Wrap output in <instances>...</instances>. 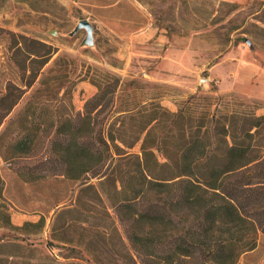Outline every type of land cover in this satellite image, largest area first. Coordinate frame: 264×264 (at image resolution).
I'll return each instance as SVG.
<instances>
[{
  "label": "rangeland",
  "instance_id": "rangeland-1",
  "mask_svg": "<svg viewBox=\"0 0 264 264\" xmlns=\"http://www.w3.org/2000/svg\"><path fill=\"white\" fill-rule=\"evenodd\" d=\"M80 20L90 42L84 29L72 34ZM244 65L257 73L242 79ZM104 75L118 80L116 106L153 100L175 112L194 96L210 111L264 115V96L252 93L264 89V0H0V179L12 226H0V264H141L111 184L42 165L47 121L80 114ZM24 116L40 122L37 138L7 158ZM236 264H264V234Z\"/></svg>",
  "mask_w": 264,
  "mask_h": 264
},
{
  "label": "trees",
  "instance_id": "trees-1",
  "mask_svg": "<svg viewBox=\"0 0 264 264\" xmlns=\"http://www.w3.org/2000/svg\"><path fill=\"white\" fill-rule=\"evenodd\" d=\"M117 84L104 75L80 114L47 121L45 171L111 184L141 264H236L264 234V115L221 104L210 111L212 101L194 96L175 112L153 100L116 106ZM19 122L7 158L29 154L39 133V121ZM0 226L12 227L1 179Z\"/></svg>",
  "mask_w": 264,
  "mask_h": 264
},
{
  "label": "crops",
  "instance_id": "crops-1",
  "mask_svg": "<svg viewBox=\"0 0 264 264\" xmlns=\"http://www.w3.org/2000/svg\"><path fill=\"white\" fill-rule=\"evenodd\" d=\"M238 71L244 80L257 73V69L253 65H244ZM252 93L257 96H264V89H254Z\"/></svg>",
  "mask_w": 264,
  "mask_h": 264
},
{
  "label": "water",
  "instance_id": "water-1",
  "mask_svg": "<svg viewBox=\"0 0 264 264\" xmlns=\"http://www.w3.org/2000/svg\"><path fill=\"white\" fill-rule=\"evenodd\" d=\"M80 29H84L85 30V32H86L85 40L87 42H90V40H91V33H92V27H91V25L86 20H80L77 23V25L75 26V28L73 29L72 34L76 33Z\"/></svg>",
  "mask_w": 264,
  "mask_h": 264
}]
</instances>
